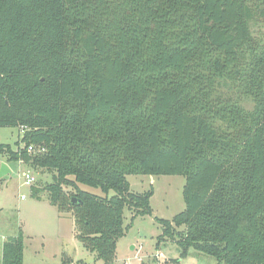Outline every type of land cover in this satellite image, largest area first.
<instances>
[{
	"label": "trees",
	"instance_id": "16d2710c",
	"mask_svg": "<svg viewBox=\"0 0 264 264\" xmlns=\"http://www.w3.org/2000/svg\"><path fill=\"white\" fill-rule=\"evenodd\" d=\"M0 127L105 264L126 209L153 214L130 175L185 176V209L156 217L180 258L264 264V0H0ZM0 264H24L22 231Z\"/></svg>",
	"mask_w": 264,
	"mask_h": 264
},
{
	"label": "rangeland",
	"instance_id": "374dc122",
	"mask_svg": "<svg viewBox=\"0 0 264 264\" xmlns=\"http://www.w3.org/2000/svg\"><path fill=\"white\" fill-rule=\"evenodd\" d=\"M255 29L260 32L263 26L259 23ZM21 133L18 127H0V143H9L17 148L16 142ZM4 161L5 157L0 156V164ZM19 163L9 162L12 173L0 179V262L5 240L22 231L24 264H105L97 258L96 252L88 250L77 237L73 212L60 211L49 198H45L48 196L46 190L40 191L43 200H36L33 196L32 188L52 182V176ZM23 172L33 174L36 181L31 185L26 184ZM69 178L74 179L73 176ZM128 180L135 192L154 190L151 197L153 214L138 216L132 221L133 211L126 209L125 234L118 238L112 264H175L173 259L180 258L181 248L174 240L159 239L163 229L156 217L172 220L185 209V176L130 175ZM77 187L101 198L116 195L114 190L104 193L98 187L82 183H77ZM65 190L75 191L68 186ZM180 264L218 262L209 255L193 251L188 257L180 258Z\"/></svg>",
	"mask_w": 264,
	"mask_h": 264
},
{
	"label": "built area",
	"instance_id": "2783aa9c",
	"mask_svg": "<svg viewBox=\"0 0 264 264\" xmlns=\"http://www.w3.org/2000/svg\"><path fill=\"white\" fill-rule=\"evenodd\" d=\"M29 151H35V148L33 146H30ZM44 151H45V148L40 147V148H38V150L36 152L41 153ZM23 177L25 178V183L28 185H31L36 181L35 176L33 174H30L29 172H23ZM22 198H24V196H22Z\"/></svg>",
	"mask_w": 264,
	"mask_h": 264
},
{
	"label": "water",
	"instance_id": "95a60500",
	"mask_svg": "<svg viewBox=\"0 0 264 264\" xmlns=\"http://www.w3.org/2000/svg\"><path fill=\"white\" fill-rule=\"evenodd\" d=\"M12 173V169L10 168L9 164L7 162H2L0 164V179L11 174ZM73 202H77V198L73 197Z\"/></svg>",
	"mask_w": 264,
	"mask_h": 264
},
{
	"label": "crops",
	"instance_id": "0c3cea01",
	"mask_svg": "<svg viewBox=\"0 0 264 264\" xmlns=\"http://www.w3.org/2000/svg\"><path fill=\"white\" fill-rule=\"evenodd\" d=\"M6 162V161H5ZM8 163V162H7ZM19 163V162H18ZM9 164V163H8ZM19 164H23V162L22 163H19ZM25 164V163H24ZM26 166H28V167H30L29 165H27V164H25ZM45 198H48L47 196L45 197ZM36 199V198H35ZM44 199V197H42V200ZM37 200V199H36ZM77 235V234H76ZM3 238H5V237H3ZM6 239V238H5ZM2 248H3V245H2ZM2 259V258H1ZM2 261V260H1ZM1 263V262H0Z\"/></svg>",
	"mask_w": 264,
	"mask_h": 264
}]
</instances>
